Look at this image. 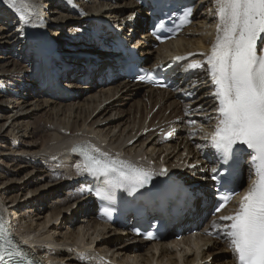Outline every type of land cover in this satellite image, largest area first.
<instances>
[{
  "label": "bare ground",
  "instance_id": "1",
  "mask_svg": "<svg viewBox=\"0 0 264 264\" xmlns=\"http://www.w3.org/2000/svg\"><path fill=\"white\" fill-rule=\"evenodd\" d=\"M80 1L81 0H71V2H69V0H17V7L21 8L26 13L29 12L32 6H35L36 11L39 12V16H32L30 24H22L19 20L18 13H16V11L9 5L8 0H0V21H2L4 17L7 16L13 22V26L8 25V23H5L4 26L1 25L4 32L0 33V37L1 39L4 38V40H6L5 43H8L10 41V43L13 45L17 42V44L19 45L18 51L4 53L3 50L0 55L1 58H4V60H6L5 64L0 65V67L2 68L0 69V117L4 118V122L0 124V131L5 127L7 121L12 120V125L9 126L3 134H5V136L9 135L14 137L15 141L17 137V135H15V131L17 129L16 125H20V123L24 121V117H21V115L18 117V110L28 111V108H23L27 104L31 105L30 109L41 108L44 106L51 107V109L56 112V117L58 118H60L58 115L61 111L60 107L62 106L64 117L59 119L57 123H54L53 119L52 121H47L48 123H51L52 125L55 124L57 126L50 125L49 129H44V132L48 134L46 135V137H44V142L42 146L44 150L49 153V160L53 162L51 158L55 157L56 159L54 160V162L60 165L59 167H63L66 169V171H73L75 173L71 174L73 175V177L76 178L75 180L77 182L73 180L75 183L70 186L71 189L74 190L76 186L82 187V185L85 184L84 181H82L83 174L81 172H78L75 167V165L79 163L76 157L71 153L72 146L77 142L86 143L88 145H94L96 148H99L102 152H107L113 156L118 153H121L120 157L127 160L128 162H131L139 167L149 169L155 173H158L163 167L172 168L178 173H181L182 167L178 164H162L159 162V165L157 163L152 165L148 163V161L144 160L142 154L138 152L135 153L132 150L129 152L128 150H126L127 152H125V150L123 149V147L126 146V143L128 144V142H131L133 139H135V137L139 135L138 133L149 129L150 124L148 125V127L146 126V124L150 114H146L144 123L140 121L138 132L133 133L131 131L132 133H128L127 137H121V134V138H117L114 142L106 140V138H108L106 135L108 134H103L102 132H98V130L94 129V125L97 122H101L100 119L95 120L94 123L92 121V123H88L87 119L89 118V116L95 114V112L97 114V110H99L105 102L111 99H115L117 97V100L123 101L126 99L131 100V98H134L136 95H141L142 98L139 97L135 100L137 103H139L140 107L143 106L144 110L149 111V113L158 104L161 106L162 112V105L164 104L172 110L177 109L179 104H181L182 102L183 104H185V102L186 104L189 102L190 105H193L196 100L187 101V98H185L187 97L186 92L193 91V89L190 88L191 83H196L198 85V87L195 89L197 93V99H203V97L205 96L208 97V99L203 100V102L205 104L207 103L208 110L212 112V115H215V113H213L212 111L215 105L209 95L212 86L208 80L206 73L200 72L192 75L190 74V71H185L184 69L181 70L182 72L174 77L176 92H168L153 89H145L140 92V89H132L133 87H130V84L126 82L121 83L120 86H113L114 82L116 81L109 82L108 80H104V78H106V75L103 76V74L105 73L107 68H111L113 70V78L111 80H113L114 78L117 79L119 77L114 68L121 59L120 56L110 53L109 55H106L103 58H91V54L87 53L86 51H81L83 49V46L95 48L94 43H98L97 40L96 42L95 40L93 41L91 36L85 35V31H94L98 29L95 24L87 21V17L95 16L100 19L110 20L115 23H118L120 27H131L135 24L138 29L143 27L146 22V20L144 21V19L146 18L143 19L142 16H140L141 6L138 0H82V2ZM204 2L206 4V12L203 10H197L195 12L194 21H192L191 25L180 34V42H177L174 45L170 42H167L157 47L154 52V58L158 63L168 61L169 59H171L172 56L175 55H183L182 57L189 58L187 64H189L190 62L203 60V57L200 56L199 53L207 52L210 49L211 42L215 39L217 27L214 3H210L209 0H204ZM51 5H53L54 8H52V13H49V10L47 12V7ZM55 15L61 16L60 20H57L58 18H56ZM143 16L146 17L147 15ZM50 17L54 18V22L61 23V21L63 22L64 20L68 21L66 24L61 23L62 25H56L57 23L53 22L52 24L51 21H49ZM129 17H132V19H129ZM41 19L46 25V29L44 30L45 33H53L54 36H58V39H56L58 42H62L66 39L67 41L65 43L67 44V46L72 47V49L77 48L75 50H71L73 51V54H76L75 56H73L70 54H66V49L59 46L60 42L57 45V57L55 58L53 66L57 70L58 76L61 78L60 84H64L65 82H67L68 84H74L75 86L77 82L74 81V78H77V80H79L82 77H85L91 79L93 82L92 85L98 87L99 84L97 82V79L101 77L104 81V84H102L101 86L103 89H107V92L102 90L98 93L97 91L94 96L90 97L92 98V100L95 99L96 101H93L94 105L91 107V111H89L90 106L88 105V112L85 111L84 118L81 116V111L80 113H78V117L74 114V120L71 119L74 109H76V111H79V109L81 108V100H79L81 96L79 97V95L69 93L68 99H58L55 97L53 100H51L49 99V96L57 94V90H53L51 84H46L42 86V80L38 77V74L35 73L34 66L36 62L33 56L28 54L29 47L27 46V38L28 33L35 28L32 26V24L41 23ZM45 20L50 22V24L47 25L45 23ZM197 23L198 26L201 24V26L199 27L201 29H197L198 31H193L192 26L193 24ZM11 29L13 30V32L12 34L8 35L7 32H10ZM14 34L16 36V40L11 42L10 38ZM102 35L109 37V33L107 31H103ZM137 39L139 40V38ZM93 48L91 50H93ZM143 52L144 54L149 53L147 49L143 50ZM190 53L197 55L189 56ZM12 89H14V91ZM21 89L23 90V92L21 91ZM205 90L208 92H206ZM114 101H116V99ZM105 104L109 105V103ZM3 105H6L7 107H3ZM104 108V111H106V109L108 110V106ZM116 110H114V112H116ZM161 111L159 110L158 112L160 113ZM117 113H119L118 110ZM175 113V115L177 116H175L174 118L178 119V121L172 122V117L171 119H169L171 121L168 120L167 128L168 130H170L172 128L180 129L181 127H183V135H181L180 137L178 135L176 137V140L178 139V142H184L185 145V141L187 140L186 135L190 134L189 132H186L188 128L185 127V124H187L190 119L192 120V117H184V119H182L183 115H180L181 117H179V113H177V111ZM71 120L72 123L70 124ZM202 123L207 125L208 129H206L208 133L214 130L215 121H213L211 124H209L205 120H198L197 122V124ZM194 127H190L192 131H194ZM7 130H9L8 133H6ZM80 131H85V133L82 134L81 138H78L76 133H79ZM197 136L203 137L204 134H199ZM117 141L118 143H116ZM12 143L14 142L12 141ZM203 143L199 144L202 145ZM189 148L190 147H188V149ZM189 154L195 160V163H190V165L202 163V168L201 170H199V168H196L195 171L188 170L186 171V174L196 178H199L201 176L203 178L208 177V169L213 165V163H210L208 160L210 155L208 154L207 149L202 150L196 145H193L190 148ZM43 159L46 161L45 158ZM34 168L35 167H33V169ZM184 173H182V175ZM13 176V174L6 173L4 176L5 182H0V189H3L4 186L13 183ZM14 182L17 183L16 180ZM45 187L47 190L50 187V183L48 182ZM24 189H26L25 191H27V193L32 194L35 200L28 201L23 205H18L16 204L19 197L18 192L22 193ZM49 190L45 191L47 192L45 193V195H41L39 194L41 192H37V190L31 191L27 188V185H22L16 187V189L14 187L12 191H9V194H7L6 192H0V209L2 211L1 213L8 222V225L10 226V232L12 234H18V236H20L23 240L22 243H24V241H27V244H24V246L35 257H50L52 260L58 262L59 264H109L111 263L110 260L116 261L118 264H169L170 262H167L169 259H172V262L174 259L173 264H200L201 261L207 260L209 259V257H211V251H209V248H205L206 245L211 244L213 245L212 247L215 252H222V258L220 259L223 260L224 263L220 262V264H235L234 259H232L228 244L223 239H212L205 233V231L201 235L198 234L189 238L179 236L170 240L169 236H165L162 240H159L156 243L143 244L141 242H134L136 245H133L134 243L130 245L133 241L132 238L127 235H114V230L109 231L108 226L99 225L94 221L95 213L93 212L92 204L90 203H84L83 206L77 208V211H84V214L88 216V227L90 228V230L93 231L94 234L92 237H90V240L88 241L85 240L87 239L85 238L86 231L84 228L86 225L77 226L75 236H70L68 234L62 233L63 235L60 236L62 237V239L56 237V235L58 234L57 231L59 230V224H57V226L55 227H49L50 229H47V224L53 221V218L57 219L59 217L58 215H61L62 211L70 212V210L72 209V206H70L71 204L68 207H63L64 209H62V207L61 209L57 207L58 210L57 208L56 210L54 209L53 211H56V214H51L50 221V216H47V222L41 225V229L35 230V228L33 230L31 226V228L26 226L29 229L22 227L21 221L23 220V218L17 216L19 213L18 210L25 211L26 209L36 207L37 205L41 206L47 200L51 199L52 201V199H55L53 198L54 196H51L54 195V192L53 190ZM15 193L18 194L15 195ZM200 193H204L207 195V193L205 192L195 191L196 195H200ZM8 195L12 199L10 201L12 206H14L12 209H7L6 204L3 202V199H5L3 198V196L5 197ZM25 197L26 196H24L23 198L25 199ZM230 213L231 212L228 210L225 211L222 215H227ZM191 214L193 215L192 223H195L197 227H200L202 223H205L203 214L200 211H193ZM13 216H15V218H13ZM32 217L33 216L30 214L26 216V218L29 219H32ZM71 221L74 224L78 222L74 217L71 218ZM211 221L212 220H209L208 223H206V229L210 231H212ZM43 230H45L44 233H42ZM53 232L54 234L51 235V233ZM109 235H113L116 240L111 241L106 239V237ZM71 238L73 239V244L70 245L69 248H67V243L65 245L64 241H67ZM116 244L119 246L121 245L124 248H122V250L125 253V257H121L123 261L116 260V256L114 257L113 253L112 256L108 257L109 253H111V251L116 248ZM61 246L62 250L60 249ZM172 246L176 248L174 251L171 249ZM77 250L80 251V253L81 251H83V253L85 254L83 259H81V257L77 254ZM145 253L147 256L144 255ZM189 253H196V256L194 258V255L189 257Z\"/></svg>",
  "mask_w": 264,
  "mask_h": 264
},
{
  "label": "snow or ice",
  "instance_id": "2",
  "mask_svg": "<svg viewBox=\"0 0 264 264\" xmlns=\"http://www.w3.org/2000/svg\"><path fill=\"white\" fill-rule=\"evenodd\" d=\"M209 2L215 5V39L207 52L199 53L203 60L187 64L185 71L199 69L206 73L212 86L209 95L215 105L212 109L215 115L203 112V105L188 107L186 113L202 114L209 124L215 121L214 130L205 133L202 137L204 143L197 145L202 150L207 149L213 163L218 165L209 170L211 175L206 178L229 189L234 182L237 164L247 156L250 157V179L253 175L255 179L251 180L234 212L212 219V231L205 229V233L223 239L236 264H264V46L259 45V42L264 41V0ZM8 3L18 13L22 24H30L33 15L39 16L35 6L26 13L17 7V0H8ZM192 14L193 7L185 6L182 15L177 17V29L189 25ZM32 26L44 27L45 24L41 19V23ZM159 26L164 27L163 23ZM160 38L157 35V39ZM193 55L197 54H189ZM174 59L181 61L187 60V57L177 56ZM152 77L153 73L146 72L139 79L152 82ZM157 86L167 87L166 84ZM197 87L196 83H191L193 91L186 94L194 95ZM188 123L195 125L196 121L190 119ZM200 131H203L202 127ZM167 135L170 137L171 133ZM73 152L83 161L75 165L77 171L93 177L104 186L102 190H97V195L103 199H113L116 189H123L129 196L134 195L149 186L156 175L149 169L120 159L119 154L113 157L102 152L94 145H77ZM190 167H195V164ZM167 172L165 167L159 174L166 175ZM236 195L239 193L235 190L221 194L212 215L221 213ZM104 213L111 216L108 208H105ZM145 238L151 240L155 237L152 232H148ZM24 243L27 244V241ZM77 254L81 259L85 256L78 250ZM0 264H34L24 249L13 240L2 213Z\"/></svg>",
  "mask_w": 264,
  "mask_h": 264
},
{
  "label": "rangeland",
  "instance_id": "3",
  "mask_svg": "<svg viewBox=\"0 0 264 264\" xmlns=\"http://www.w3.org/2000/svg\"><path fill=\"white\" fill-rule=\"evenodd\" d=\"M56 1H58V0H56ZM80 2H82V0ZM85 4H86V2H85ZM53 5L48 6L49 8L47 7V12L49 10V13H52V10H53L52 8H54ZM202 10L205 11L206 8L205 9L203 8ZM55 17L58 18L57 20H60V18H61V16H59V15H55ZM49 21H51V23L53 24L54 18L50 17ZM67 21L68 20H64L63 22L61 21V23L66 24ZM5 23H8V25L13 26V22L11 21V19H9L7 16H5L4 19L2 21H0V27H1L0 33L4 32L2 29V26H4ZM54 23H57L56 25L61 24L59 22H54ZM48 24H50V22H48ZM195 26H194V29L192 27L193 31H195V30L198 31L197 29H201V28H199L201 26V24L198 26V23H197ZM8 29H10V28H8ZM12 32H13V30L11 29L10 32H7V33H8V35H10V34H12ZM86 34H88V31H85V35ZM198 34H200V33H198ZM89 36H90V34H89ZM15 37H16L15 34L11 36V38H10L11 42L16 40ZM5 41L6 40H4V38L1 39V37H0V55H1V52L3 50H4L3 51L4 53L11 52V51L12 52L18 51L19 45L17 44V42L12 45L10 43V41L8 43H5ZM83 48H87V47H83ZM66 49L75 50L77 48L72 49V47H66ZM90 52H92L93 55H95L96 57H99V58H103L106 55L105 54L106 52H104L101 49H97V48L90 50ZM5 61L6 60H4V58L0 57V65L5 64ZM0 69H2V68L0 67ZM118 85H119V83L117 81L114 82V84H113V86H115V87ZM135 88L136 87H133L132 89H135ZM138 89H140V92L145 90L144 88H138ZM12 90L14 91V89H12ZM102 90L106 91L107 89H103L101 84L98 85V87L94 86L90 83L85 85L84 87L77 86L76 90H73V91L75 92L76 95H79V97L81 96L79 98V100H81L80 101L81 102L80 103L81 108L79 109V111H76V109H74L73 115L71 116V119L74 120L75 115L78 117L79 116L78 113H80L81 111H82L81 116L84 118L85 117V111L88 112V110H87L88 107L90 106L89 111H91L92 110L91 107L94 105L93 101L95 99L92 100V98H90V97L94 96V94H96L97 91L99 93ZM21 91L23 92L22 89H21ZM139 97L142 98L141 95H139V96L136 95L134 98H131V100L126 99V100L120 101V100H117L118 97L115 98L116 101H114L115 99H111V100L105 102V103H109V105L104 103L103 106L99 110H97V114L95 112V114L89 116L87 121H88V123H90L91 121L94 123L95 120L100 119L101 122H97L94 125V129L98 130V132L99 131L102 132L103 134H108V135H106L108 137V138H106V140L114 142V141H116L117 138L127 137L128 133L130 134L132 132L133 133L138 132L140 121L144 123L146 114H150L148 117L149 119L147 120V124H146L147 127L150 124L149 129H146V130L138 133L139 135L137 137H135V139H133L131 142H128V144L126 143V146L123 147L125 152H127L126 150H128V152L131 150L135 153L138 152V153L142 154V157L144 158L145 161H148V163H150L152 165H154L156 163L159 164V162H160L162 164L163 163L178 164L183 169L190 167V163L191 164L195 163V160L189 154L190 148L193 145L197 146V144L200 145L201 143H203L202 137H198L197 135L208 133V131H207L208 128H207V125H205L203 123L197 124L198 120H200V121L205 120L206 121L204 115H202V114L193 115L191 113H186V108H188V107L195 108L199 105H203V112L208 113L209 115H212V112L208 110L207 103L205 104L203 102V100L207 99V98H205L207 96L203 97V99L193 98L194 99L193 101L196 100L193 105H190L189 102L187 104H186V102H185V104H183V102H182L181 104H179L177 109H173V110L168 108V106L164 104V105H162L163 112L161 111V106L158 104L152 110L153 112L150 111V113H149V111L144 110L143 106L140 107L139 103L136 102L135 99H137ZM49 99L53 100L52 97H49ZM187 101H189V99ZM30 106H31L30 104H27L25 107H23L24 109L28 108L29 109L28 111L18 110L19 111L18 117L21 115V117H24V121H22L20 123V125L19 124L16 125L17 129L15 131V135H17V137H16L15 141H14V137L9 136V135L5 136V134H3L5 132V130L9 126L12 125V120L7 121L5 127L0 131V182L1 181L5 182L4 176L6 173L13 174L14 175L13 180L17 181V183L13 181V183H10L9 185L4 186L3 189H0V192L1 193L6 192L7 194H9V191H12L14 187L16 189V187H19L22 185L23 186L27 185V188L30 189L31 191L37 190V192H41V193H39L41 195L42 194L45 195V193H47L45 191H47L49 189H50L49 191L53 190L54 195H51V196L52 197L54 196L53 198H55V199H52V201H51V199L47 200L43 203V205H41V206L37 205L36 207L28 208L25 211L18 210L19 213L17 216L23 218V220L21 221V226L26 228V229H29L28 227H30V226L32 227L33 230L35 228H36L35 230L41 229V225H43L45 222H47V216H50V219H49V221H50L51 220V214H53V215L56 214V211H53L54 209L56 210L57 207H59L60 209L62 207V209H64L63 207H66V206L68 207L71 204L70 206H72V209L70 210V212L62 211L61 215L59 214L58 215L59 217L57 219L53 218V221H51L47 224V226H48L47 229H50L51 227H55V226H57V224H59V230L57 231L58 234L56 235V237H59L60 239H62V237H60V236H62L63 234L75 236L76 235V227L86 225L84 228L86 231L85 238H87V239H85V240L88 241V240H90V237H92L94 234H93V231L90 230V228L88 227L89 225H88L87 219L85 218L84 212L83 211H81V212L77 211V208L83 204V201H81V199H82L81 194H80L81 191H80V189H78L79 186L78 187L76 186L75 190L71 189V187H70L75 182H77L75 180L76 178L73 177V175H72L75 173L73 171L70 172L68 170H67L68 171L67 172L65 168L59 167L60 165H58L54 162V160L56 158L55 159L51 158L53 160V162L51 160H49L50 159L49 153L46 150H44V148L42 146V144L44 142L43 141L44 137H46V135L48 134V133L44 132V129L45 128L49 129L50 125L51 126H57L55 124L52 125L51 123H48L47 121H52V119H53V122L57 123V121L59 119L63 118L64 114L62 111V106L60 107L61 111L59 112V115H58L60 118L56 117V112L53 111L51 109V107L44 106L41 108L30 109ZM85 106H86V108H85ZM107 106H108V110L106 109V111H104V109H105L104 107H107ZM3 107H7V106L3 105ZM83 108H85V109H83ZM150 108H149V110H150ZM116 109L118 110L119 113H117ZM114 110H116V112H114ZM159 110L161 111L160 113L158 112ZM176 111H177V113H179V117H181L180 115H183L182 119H184V117H192V120L196 121L195 125H190L188 122H187V124H185V127L188 128V130L186 132L190 133L189 135L188 134L186 135L188 141L187 140L185 141V145H184V142H182V141L178 142L179 140L178 139L176 140V137L178 135H179V137L181 135H183L182 134V132L184 130L183 127H181L180 129L174 130V132H173L174 137L171 138L170 141L163 140V134L168 129L167 128L168 120L171 119L172 117L174 118L175 116H177V115H175ZM120 112H122V113H120ZM68 116H67V118H68ZM168 116H170V117H168ZM142 117H143V119H142ZM173 118L171 119L172 122L178 121V119H176V118L173 119ZM72 120L70 121V124L72 123ZM171 120H169V121H171ZM3 122H4V118L0 117V124H2ZM67 122H68V120H67ZM190 127H194L195 128L194 131H192ZM201 127L203 128L202 132L200 131ZM133 129L134 130L138 129V130L137 131L135 130V132H134ZM190 130H191V132H190ZM8 132H9V130H7L6 133H8ZM80 132L82 134L85 133V131H80ZM82 134L80 135L78 132L76 133L78 138L79 137L81 138ZM120 135H121V137H120ZM12 141L14 143H12ZM108 141H106V142H108ZM116 143H118V141ZM188 147H190V148L188 149ZM43 158H45L46 161ZM196 165H198V164H195V166ZM32 166L35 168L33 169ZM32 169H33V172H32ZM29 172H31V173H29ZM53 180H55V181H53ZM193 180H196V179H193ZM48 182L50 183V187L46 190L45 186H46V184H48ZM70 182H71V184H70ZM25 190L26 189H24V191L22 193L18 192L19 197H18L16 204L23 205L28 201L35 200L34 196H32V194L27 193V191H25ZM18 193H15V195H17ZM15 195H12V196H15ZM24 196H26L25 199L23 198ZM3 198H5V199H3L4 200L3 202L6 204L7 209H12L14 206H12V204L10 203V201L12 200L11 197H9V195H8L5 197L3 196ZM57 210H58V208H57ZM29 214L33 216L32 219L26 218V216ZM72 217H74L78 221L76 224H74L71 221ZM13 218H15V216H13ZM54 219H56V220H54ZM26 226H28V227H26ZM44 232H45V230L42 231V233H44ZM74 232H75V234H74ZM52 234H54V232L51 233V235ZM106 239L111 240V241L116 240V238H114L113 235L107 236ZM72 240H73L72 238L68 239L67 241L65 240L64 244L66 245V243H67V245L70 246L73 244ZM208 245H209V247H208L209 251H211V253H212L211 263L212 264H218V263L220 264V262L224 263V261L220 259V258H222V252H217V251L215 252L213 247L210 246V244H208ZM69 246L67 248H69ZM120 247H121V249H120ZM55 248H57V247H55ZM122 248L123 247L121 245L119 246L116 244V248L113 249L111 251V253H109L108 257L112 256V253H113L114 257L116 256L115 257L116 260L123 261V259L121 257H125V253L123 252ZM60 249L62 250V246L60 247ZM171 249L174 251L175 250L174 246H172ZM144 255L147 256L146 253ZM110 262H111L110 264H118L116 261L110 260ZM167 262L168 263L170 262L169 264H173L174 259H173V262H172V259L171 260L169 259ZM120 264H123V263H120Z\"/></svg>",
  "mask_w": 264,
  "mask_h": 264
}]
</instances>
